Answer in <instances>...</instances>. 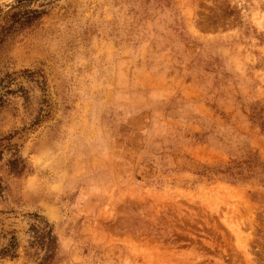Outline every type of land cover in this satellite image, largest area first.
I'll return each mask as SVG.
<instances>
[{"label": "rangeland", "instance_id": "1", "mask_svg": "<svg viewBox=\"0 0 264 264\" xmlns=\"http://www.w3.org/2000/svg\"><path fill=\"white\" fill-rule=\"evenodd\" d=\"M264 0H0V248L36 264H264ZM20 169L10 170L9 161Z\"/></svg>", "mask_w": 264, "mask_h": 264}, {"label": "trees", "instance_id": "2", "mask_svg": "<svg viewBox=\"0 0 264 264\" xmlns=\"http://www.w3.org/2000/svg\"><path fill=\"white\" fill-rule=\"evenodd\" d=\"M250 121L258 125L264 134V118L261 110L251 111ZM9 161L11 171L19 173L20 169L13 165L15 161ZM202 174L220 175V179L225 182H240L250 178H257L258 182L264 185V164L258 161L257 157L247 153L243 160H232L227 166L203 168ZM34 223L29 225L27 230L29 240L28 249L32 250L31 255L39 256L36 264H58L60 256L58 255L57 240L51 231V227L43 219L33 216ZM18 243L12 235L6 244L0 248V259L13 258Z\"/></svg>", "mask_w": 264, "mask_h": 264}]
</instances>
